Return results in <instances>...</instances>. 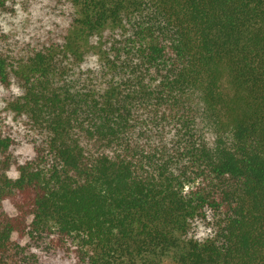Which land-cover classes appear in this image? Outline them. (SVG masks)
I'll list each match as a JSON object with an SVG mask.
<instances>
[{"label": "trees", "instance_id": "1", "mask_svg": "<svg viewBox=\"0 0 264 264\" xmlns=\"http://www.w3.org/2000/svg\"><path fill=\"white\" fill-rule=\"evenodd\" d=\"M19 7L24 29L0 30V264H264V0L0 15Z\"/></svg>", "mask_w": 264, "mask_h": 264}, {"label": "rangeland", "instance_id": "2", "mask_svg": "<svg viewBox=\"0 0 264 264\" xmlns=\"http://www.w3.org/2000/svg\"><path fill=\"white\" fill-rule=\"evenodd\" d=\"M30 17L29 11L25 10L23 7H19L16 14L0 15V30H23L27 24V18ZM5 89L0 85V109L4 105L3 95ZM8 126H14L15 123L9 121ZM17 152L25 155L26 157H33L34 151L30 144L22 145L17 148ZM10 177H18V172L15 169L9 173ZM9 209V207H7ZM210 230L205 222L198 221L194 225V230L192 232L193 236L198 239H203L209 234ZM14 239H17V235H14ZM47 264H72L71 261L60 256L52 257L48 260ZM165 264H172L171 262H166Z\"/></svg>", "mask_w": 264, "mask_h": 264}]
</instances>
